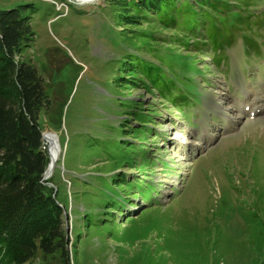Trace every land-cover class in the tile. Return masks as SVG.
<instances>
[{"label":"rangeland","instance_id":"1","mask_svg":"<svg viewBox=\"0 0 264 264\" xmlns=\"http://www.w3.org/2000/svg\"><path fill=\"white\" fill-rule=\"evenodd\" d=\"M229 1L249 5L242 14L252 29L236 31L219 66L209 47L189 51L202 74L189 72L196 101L181 110L139 82L111 84L131 50L122 35L127 26L115 19L118 8L111 0H0V8H33L35 36L28 51L48 94L63 103L60 128L44 117L42 133L58 136V157L47 179L72 218L66 223L63 216L70 264H264V0ZM125 33L159 38L139 43L146 60L187 52L179 42H164L180 31L155 21L143 20ZM244 33L255 49L244 43ZM119 98L132 101L128 111L121 110ZM228 105L231 110L224 111ZM134 110L151 117L125 113ZM140 115L151 118L143 119L151 130L141 139L151 166L127 155L117 158L110 138L111 131L119 137L121 119L138 127ZM115 174H125L126 181L143 176L154 189L129 188L126 181L117 188L107 182Z\"/></svg>","mask_w":264,"mask_h":264},{"label":"trees","instance_id":"2","mask_svg":"<svg viewBox=\"0 0 264 264\" xmlns=\"http://www.w3.org/2000/svg\"><path fill=\"white\" fill-rule=\"evenodd\" d=\"M111 2L118 8L115 19L127 26L125 32L140 26L143 20L155 21L166 29L180 31L182 34H175L173 40L164 42H179L187 51L184 56H175L167 51L158 54L157 63L146 60L140 54L143 49L139 43L156 42L159 38L152 33L144 39L140 34L139 39L123 31V38L125 42L129 41L131 50L115 71L111 84L122 88L139 82L154 89L161 98L168 97L171 104L181 110L193 106L196 101L195 96L191 99V94L195 95V84L189 72L202 74V69H195L193 65L198 59H194L189 51L201 53L200 49L209 47L211 60L219 66L226 59L224 47L233 43L236 31L252 29L251 20L242 14V10H248L249 6L244 2L238 6L231 5L229 0ZM26 5L21 3L0 8V264H35L36 260L40 264H70L63 208L52 181L44 178L49 157L42 138L44 117L56 131L60 128L63 103H58L48 94L44 77L38 72L33 55L29 54L28 48L35 33L31 23L33 8L27 10ZM150 13L153 16H146ZM255 20L256 24L262 25L260 17H255ZM243 41L254 49L257 46L246 33ZM150 52L155 53V49L151 47ZM119 99L121 110L128 111L132 101ZM133 104V107L138 105ZM125 113L151 117L150 112L138 110ZM144 115H140L138 127L130 126L129 118L121 119L119 137L111 131L110 138H114L112 143L117 158L127 155L132 158L131 162L139 158L144 166H151L153 160L147 157L148 149L141 140L151 130L142 123L145 122L143 119L151 118ZM127 135L130 138H126ZM162 164L167 166L164 161ZM125 181V174H115L107 182L116 184L118 188ZM125 184L129 188L137 185L145 186L149 191L154 189L152 182H145L143 176L129 179ZM107 203L106 199L103 205ZM107 208L103 210L113 213L111 207ZM104 211L103 218L106 219L108 212L105 214Z\"/></svg>","mask_w":264,"mask_h":264},{"label":"bare ground","instance_id":"3","mask_svg":"<svg viewBox=\"0 0 264 264\" xmlns=\"http://www.w3.org/2000/svg\"><path fill=\"white\" fill-rule=\"evenodd\" d=\"M78 2L79 3H89V2H92V0H87L85 2H82V1L78 0ZM222 109L224 111H228V110H231V107L228 105V106L223 107ZM258 109L261 110V108H258V107L257 108H254L252 110H258ZM44 140L47 141L48 149L50 150L51 162L55 164L56 163V160H57V157H58L59 146L57 148L56 145L54 144V142H53L54 136L50 132H45V138H44ZM47 144L45 143L46 146H47ZM42 147L45 148V146H42ZM49 173H51V172H49ZM68 186H70L69 182H68ZM69 218L72 219L71 217H69Z\"/></svg>","mask_w":264,"mask_h":264},{"label":"water","instance_id":"4","mask_svg":"<svg viewBox=\"0 0 264 264\" xmlns=\"http://www.w3.org/2000/svg\"><path fill=\"white\" fill-rule=\"evenodd\" d=\"M80 1L85 2L87 0H80ZM46 132H50V133L53 134V136H54L53 142L56 145V147L58 148L59 144H58V136H57V134L54 133V132H51V131H46ZM42 138H45V132L42 133ZM48 157H49V162L47 164V167H46L45 173H44V178L45 179H47V177H49L52 174L53 169L55 167V164L51 162V154H50V150L49 149H48ZM49 172H51V173H49ZM53 196H54V194H53ZM63 214H64V217H65L64 218L65 222L67 223L68 220H69V214L67 215V213L65 211H64ZM65 232L67 233V227L65 228Z\"/></svg>","mask_w":264,"mask_h":264}]
</instances>
